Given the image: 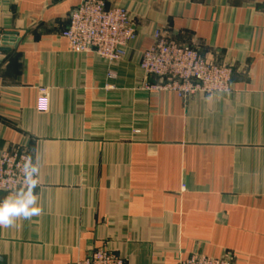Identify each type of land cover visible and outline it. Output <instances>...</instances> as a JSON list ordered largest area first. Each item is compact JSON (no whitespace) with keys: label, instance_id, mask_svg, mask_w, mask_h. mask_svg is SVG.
<instances>
[{"label":"crops","instance_id":"crops-1","mask_svg":"<svg viewBox=\"0 0 264 264\" xmlns=\"http://www.w3.org/2000/svg\"><path fill=\"white\" fill-rule=\"evenodd\" d=\"M81 1L0 0V147L38 163L41 208L0 227V264H264V0H106L137 29L112 63L62 36ZM156 30L229 66L232 91L147 89Z\"/></svg>","mask_w":264,"mask_h":264},{"label":"built area","instance_id":"built-area-1","mask_svg":"<svg viewBox=\"0 0 264 264\" xmlns=\"http://www.w3.org/2000/svg\"><path fill=\"white\" fill-rule=\"evenodd\" d=\"M63 1V0H50ZM62 36L75 53H94L112 63L123 60L137 38V29L129 10L124 6H108L106 0H82L70 15ZM139 66L146 78L155 76L160 82L146 86L149 90H165L182 98L232 91V70L229 66L205 59L190 44H181L161 30L154 33V43L142 52ZM115 77L114 74H110ZM33 158L21 149L0 147V192L14 194L24 186L23 168ZM39 185L40 179L38 176ZM38 185V187H39ZM72 264H127L115 251L99 248L83 260ZM176 264H233L229 257H211L193 253L179 258Z\"/></svg>","mask_w":264,"mask_h":264},{"label":"clouds","instance_id":"clouds-1","mask_svg":"<svg viewBox=\"0 0 264 264\" xmlns=\"http://www.w3.org/2000/svg\"><path fill=\"white\" fill-rule=\"evenodd\" d=\"M23 172L24 186L0 200V227H10L17 218L30 219L41 212L37 203L38 194L35 192L39 185L40 167L38 163L29 160L25 163Z\"/></svg>","mask_w":264,"mask_h":264},{"label":"water","instance_id":"water-1","mask_svg":"<svg viewBox=\"0 0 264 264\" xmlns=\"http://www.w3.org/2000/svg\"><path fill=\"white\" fill-rule=\"evenodd\" d=\"M0 38H1V35H0ZM4 41H8L7 37H4Z\"/></svg>","mask_w":264,"mask_h":264}]
</instances>
